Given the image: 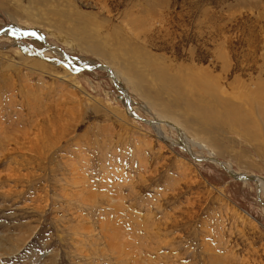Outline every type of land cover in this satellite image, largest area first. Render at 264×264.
<instances>
[{
    "label": "rangeland",
    "instance_id": "rangeland-1",
    "mask_svg": "<svg viewBox=\"0 0 264 264\" xmlns=\"http://www.w3.org/2000/svg\"><path fill=\"white\" fill-rule=\"evenodd\" d=\"M1 30L0 264H264L261 185L200 159L264 179V0H0Z\"/></svg>",
    "mask_w": 264,
    "mask_h": 264
},
{
    "label": "bare ground",
    "instance_id": "bare-ground-1",
    "mask_svg": "<svg viewBox=\"0 0 264 264\" xmlns=\"http://www.w3.org/2000/svg\"><path fill=\"white\" fill-rule=\"evenodd\" d=\"M32 31V32H31ZM29 32L30 33H33L32 35H30V36H39L40 34H42L40 31H38V30H35V29H30V30H28L27 31V34L26 35H24L25 34V32H19L18 34H16L17 36H21V37H25V36H29ZM3 34V33H2ZM44 36V35H43ZM45 38V37H44ZM40 40H42V39H40ZM44 40H46V38L44 39ZM43 41V40H42ZM43 42H45V41H43ZM58 55H61V56H63V58H66V61H67V63L70 65V66H72V64L71 63H73L74 65H76V66H78L79 67V65L78 64H75L74 63V58H73V56H71L70 54H68L66 51H64V50H59V49H53ZM84 63V62H83ZM99 64H101V63H99ZM98 64L96 63V61H94V60H88V61H86L85 62V64H83V65H81V66H88L89 67V70H92V69H100V68H107L108 70H109V73L111 74V76L113 77V79L116 81V80H119V74L117 73V72H114L110 67H109V65L107 66V64H106V66L104 65V64H101V65H99V67L97 66ZM137 65V64H136ZM78 67H73V68H75V69H77V70H79V71H81ZM120 81V80H119ZM115 84H117L118 86H120L121 88H123V90H122V93L124 94V96H122V101H124V102H126L127 103V110L129 111V112H131V114H133V115H136V112L134 111L133 112V110H131L130 111V107L129 106H131L132 105V103H133V101L131 100V98H130V96H129V93H128V90H127V88L124 86V84H123V86H121V85H119V83H117V82H115ZM125 92V93H124ZM127 96V97H126ZM128 98V99H127ZM116 100V99H115ZM149 124H151V125H153V127L155 128V130L158 132V134L161 136V137H165L166 139H169L170 137H168L167 135H166V133L164 132V130H163V128H162V126L160 125V123L158 122V121H151V120H149V121H147ZM165 124H167V123H165ZM177 131L178 132H181L182 131V129H177ZM170 140V139H169ZM182 139H180V140H173L172 139V143L171 144H178V145H180V146H183V147H185V148H187V149H190V147L192 148V146H185L184 144H182V143H180V142H178V141H181ZM185 141V140H184ZM186 143H189V142H187L186 141ZM201 160H207V161H210V162H214V163H216V164H218V165H220V166H222L221 164H223L228 170H229V172L231 171V172H233V173H235V175H239V174H243V175H245L244 173H239V172H236V171H234V169H231L232 168V166H231V164L230 163H228V165H226L225 164V162H223L222 160H220V159H218V158H213V157H208V156H206L205 158L203 157V158H200ZM218 160H220V161H222L221 162V164L219 163V161ZM228 172V171H227ZM230 174V173H229ZM247 175V174H246ZM232 176V175H231ZM249 177H245V178H243V179H239V181L241 180V181H243L244 180V183H247V182H249V181H251V182H256L258 185H261V189L264 191V179L263 178H261L260 176H254V175H248ZM235 178V177H234ZM235 179H238V178H235ZM258 189V193L259 194H261V191H260V189L259 188H257ZM263 203H264V201H262Z\"/></svg>",
    "mask_w": 264,
    "mask_h": 264
},
{
    "label": "water",
    "instance_id": "water-1",
    "mask_svg": "<svg viewBox=\"0 0 264 264\" xmlns=\"http://www.w3.org/2000/svg\"><path fill=\"white\" fill-rule=\"evenodd\" d=\"M1 32H2V30L0 31V33H1ZM31 32H32V31H31ZM32 34H33V33H30V32H29V35H32ZM42 40L45 41L44 38H42ZM44 43L47 44L46 41H45ZM71 64H72L73 67H78V66L74 65L73 63H71ZM99 65H101V64L98 63L97 66L99 67ZM78 68H79L80 70H83V69H89L88 66H79ZM109 70H110V69H109ZM110 71H111V70H110ZM189 153H190V152H189ZM190 154H191L194 158L198 159V158H197L195 155H193L192 153H190ZM218 161H219V163L221 164L222 161H220V160H218ZM222 163H223V162H222ZM221 165H222V167L225 168L226 171H228V173H230V175H232V176L235 177V178L243 179V178H245V177H249V176L246 175V174H245V175H243V174L235 175V173H233V172H231V171L229 172V170H228L223 164H221Z\"/></svg>",
    "mask_w": 264,
    "mask_h": 264
}]
</instances>
